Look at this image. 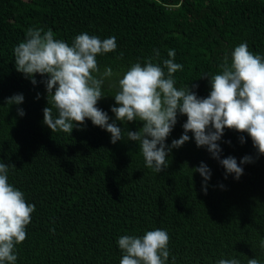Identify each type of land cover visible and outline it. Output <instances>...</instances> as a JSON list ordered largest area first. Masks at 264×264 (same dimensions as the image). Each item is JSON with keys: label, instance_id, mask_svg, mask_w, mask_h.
<instances>
[{"label": "trees", "instance_id": "16d2710c", "mask_svg": "<svg viewBox=\"0 0 264 264\" xmlns=\"http://www.w3.org/2000/svg\"><path fill=\"white\" fill-rule=\"evenodd\" d=\"M30 27L51 29L70 46L85 32L102 40L115 36L116 50L97 56L94 74L112 69L97 105L111 122L118 80L134 63L152 57L162 66L174 49L175 62L183 65L174 73L175 86L198 85L193 91L207 97L208 79L222 71L235 46L246 42L264 58V0H0V163L9 166L8 182L35 205L27 237L15 248L16 264H119L121 236L155 229L170 237L166 264H217L221 258L264 264V155L250 137L225 129L218 142L221 159L232 156L239 164L245 155L253 158L241 165L237 180L234 174L225 178L191 132L160 173L145 167L136 142L112 144L110 134L88 119L82 130L51 133L43 124L47 77L35 74L33 85L15 69L14 47ZM14 94L24 102L8 106ZM185 121L178 114L166 144L181 136ZM116 123L129 131L142 127L139 121ZM201 162L211 170L206 184L191 170Z\"/></svg>", "mask_w": 264, "mask_h": 264}, {"label": "clouds", "instance_id": "9594fccd", "mask_svg": "<svg viewBox=\"0 0 264 264\" xmlns=\"http://www.w3.org/2000/svg\"><path fill=\"white\" fill-rule=\"evenodd\" d=\"M54 37L51 29L30 27L26 39L14 47L17 72L33 85L37 83L35 74L47 77L42 81L47 101L43 124L51 133L82 130L88 119L110 134L112 144L136 142L145 167L156 173L168 167L173 148L189 141V132L198 148L205 147L219 161L225 169V178L234 174L233 178L238 180L243 174L241 165L253 162L249 155L242 157L239 164L232 156L220 158L222 149L218 142L225 129L246 133L258 155H264V58L249 51L246 42L234 47L230 61L227 54L224 56L219 74L207 78L210 84L207 97H199L193 91L198 85L175 86L174 73L182 71L183 65L175 62L174 49L168 51V59L162 61V66L154 63L152 57L143 65L132 64L118 80L119 90L112 96L118 106L110 107L114 119L109 122L108 113L97 105L106 96L102 91L104 80L112 77L113 72L107 67L101 76L94 74L99 73L97 56L116 50L115 36L102 40L85 32L75 36L71 46ZM153 51L159 58V51ZM39 98L37 93L36 99ZM23 102L22 94L5 100L8 106ZM17 114L22 117L25 113L17 108ZM178 114L186 116L183 133L168 145L165 141L177 123ZM117 121L122 124L139 121L142 127L129 131L118 127ZM240 142L244 143L243 136ZM191 170L198 172L205 184L211 177V170L203 162ZM8 173L9 166L0 163V264H16L15 248L26 239V227L35 211V205L26 202L24 193L8 182ZM203 190L206 194V188ZM169 239L163 229L146 231L142 237L121 236L118 247L123 255L119 264H166ZM217 264H240V261L221 258ZM247 264L260 261L249 258Z\"/></svg>", "mask_w": 264, "mask_h": 264}]
</instances>
